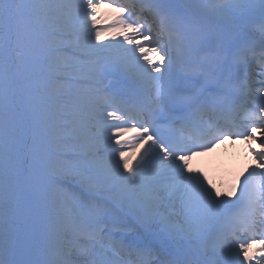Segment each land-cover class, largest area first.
Here are the masks:
<instances>
[{
    "label": "snow or ice",
    "instance_id": "6c2138e0",
    "mask_svg": "<svg viewBox=\"0 0 264 264\" xmlns=\"http://www.w3.org/2000/svg\"><path fill=\"white\" fill-rule=\"evenodd\" d=\"M115 2L116 0H112V3ZM103 3L104 0H73L71 3H64L63 0H57V2L0 0V37L6 41L14 40L17 44L27 40L35 42L41 38L46 27L51 35H55L60 30L57 26L61 22H71L79 32L83 33V47L86 50L119 49L125 56L130 57L128 63L117 66L138 84L147 83L154 86V111L161 114L176 113L179 120L182 115L190 113L197 105L202 104V91H207V88L190 96L176 94L179 79L172 76L170 66L165 63L167 53L160 55L163 49L149 38L144 25L139 21L130 20L135 7L134 3L122 5L119 8L121 15L109 26L115 32V36L123 37V41H117L115 45L93 43V30H95L96 42L102 41L108 31V29L96 27L99 23L97 14ZM154 7L158 14L164 17L170 40L179 42L188 52L197 54L210 43L216 45L212 49L216 53L215 59L207 69L202 65L199 66V73L205 76V84L210 82V78H215L218 87L223 82L221 90L227 93L231 87L230 81L223 77V69L227 65V53L245 39L246 17L256 8V5L251 0H223V3L216 5L215 15L210 18L211 22L227 32V38L220 31L211 37L202 35L198 27H194L190 35L187 34L182 30V15L173 8L170 0H157ZM187 7L199 10L201 6L193 2ZM259 7L260 14L264 18V0H260ZM128 30L132 31V35L128 34ZM261 31L264 32V23L261 25ZM134 37L141 38V43H135ZM125 42L134 47L125 48ZM61 48V43L56 42L54 46L43 52V58L47 59L49 68L53 70L59 68ZM137 51L140 56H137ZM141 57L145 63L140 62ZM168 59L171 60V57ZM17 60H19L18 56L15 59H8L7 54L0 58V264H24L8 257L17 251H23L26 244L25 217L28 209L37 200L41 201L40 211L49 219L55 214L67 223L73 233L88 242L87 246L80 250L81 264H112L109 259L110 249L115 246L111 239L112 233L106 227H98L105 224L106 209L100 207L90 209L86 206L82 194L77 196L57 187V182L51 175L54 164L45 156L47 136L51 129L38 98L32 94V86L20 79L14 70ZM161 66L163 71L170 72L167 90L160 83L163 80ZM153 73H160V75L153 76ZM94 103L95 101L88 97L78 101L82 108H87ZM105 103L107 104L108 101L106 100ZM111 103L116 104L117 101L113 98ZM103 111L106 113L103 117L106 125L109 119L129 123L134 119L128 110L119 107H113L111 111L105 107ZM259 113L264 114V106L259 108ZM95 115L99 118V110ZM248 119L251 122L254 119H264V116H249ZM55 127L66 129L67 124ZM95 127L91 125L87 129L84 137L87 141L86 150L75 153L84 158L80 161L81 167L76 170V174L81 177V183L89 187L94 186L98 176L101 175L107 180L121 184L123 194L112 205L111 210L114 214L126 210L130 218L123 225L114 223V230L123 228L143 231L148 235L158 230L169 240H187L194 246L190 258L172 261L169 264H245L254 259V256L249 254L252 244L256 242L254 238L251 242H239L238 250L228 245L229 252L235 251V255H229L224 259L209 256V248L195 247L203 231L196 225L204 220H223L229 225L235 224L238 220L242 227L252 229L264 227V208L261 209L260 219L250 213H243L238 218L232 215L233 210L243 202L242 197L247 192V177L242 182L240 196H237L235 200L221 198V193L205 185V179H201L200 174H192L188 169L191 147L197 146L196 144L182 146L180 143H168L155 130L149 133V128L143 125L137 128L135 123H132L130 128L108 125L113 129L112 135L108 137L111 156L101 158L100 149L94 140ZM128 132L137 133L132 139L138 142L148 144L151 141L135 166L129 165L128 156L121 147H115V145L122 146L121 140L115 138L113 144L114 137L124 136ZM56 134L60 135V133ZM226 135L253 138L250 132L235 133L230 128L212 129L199 146L206 150ZM28 139L31 140L30 145L27 142ZM25 148L28 150L31 164L29 174L22 178L18 162ZM181 152L186 154L182 155ZM56 154H62L60 145H57ZM258 155L261 161H264V154ZM63 156L65 160L68 159L67 153H63ZM157 157L159 158L158 170L155 174L146 176V167ZM261 166L264 167V164ZM185 171L189 172L187 177L184 176ZM125 172L128 175H125ZM170 172H178L180 180L182 182L186 180L187 183L179 188L175 186L169 188L167 181ZM254 174L264 175L253 169L249 176ZM145 180L148 181L143 185L145 190L135 191L137 185ZM177 192L180 193L181 211L177 212L176 216L179 217L183 213L185 217L183 222L174 220L173 213L167 211V208L175 207L171 202ZM261 245V250L264 251V241H261ZM210 247L213 251L223 252L224 250L218 243H213ZM241 254L243 260L240 259Z\"/></svg>",
    "mask_w": 264,
    "mask_h": 264
},
{
    "label": "bare ground",
    "instance_id": "6f19581e",
    "mask_svg": "<svg viewBox=\"0 0 264 264\" xmlns=\"http://www.w3.org/2000/svg\"><path fill=\"white\" fill-rule=\"evenodd\" d=\"M214 1V3H213ZM126 3H132L131 0H125ZM173 8H178V7H182L183 8H187L185 14L182 16L183 17V31L186 32L187 34H191V30L194 27H198L201 31L202 35H206V36H213L215 35V33L217 31H220L218 28H215L213 23L211 22V17L214 16V13L216 12V5L223 3V0H212L211 5H202L201 2L202 0H170ZM197 3L199 4L201 7L199 10L196 9H192L187 7V5H189L190 3ZM112 3V0H104V3L102 4L98 15V19H99V23L96 25L97 28L100 29H108L107 34L105 35L104 39L100 42H94V43H98V44H102L103 42L108 45H115L117 43V41H123V37L122 36H115V32L109 28V26L113 23L112 19H107L106 17H104V14H109L110 13V6L109 4ZM113 10H117V7H113ZM141 14L144 15L146 21L148 24H151L154 28L158 29L157 25L155 24L156 21L152 19L151 15L149 13L145 12H140ZM68 27H75L73 24H68ZM94 31L93 30V36H94ZM222 33L223 36H228L227 33H224V31H220ZM128 34L132 35V31L128 30ZM115 36V38H114ZM135 39V43L139 44L141 43V38L137 39L136 37H134ZM79 45H81V43H79ZM216 45L210 43L204 50L200 51L197 54H193L187 51V53L189 54V58L190 60L196 64V62L200 61L201 59H205L208 58L209 56H212L214 53L210 50L211 48L215 47ZM74 47V46H73ZM124 47L125 48H132L134 47V45H130L127 44L126 42L124 43ZM147 47V44H146ZM112 51H114L117 54L120 55H125L121 50L119 49H113ZM137 56H140L139 51H137ZM184 55L185 52H181L179 54L180 55ZM161 55V52H160ZM157 62H158V58ZM129 60H123L120 62V64H125L128 63ZM141 63H145V61L143 60V58L141 57ZM112 65L114 67H116L117 71L120 73L122 71H120L119 67L117 65V63L115 62H111ZM172 64V63H169ZM81 70V72H87V73H93L94 69L89 70L87 68V66H85V64L80 65V67L78 68V70ZM163 71V69H162ZM124 73V72H123ZM125 74V77H131L130 75ZM165 74L166 71H163V80L160 81V83L163 84V82L166 81L165 78ZM160 73H154L153 76H159ZM147 84V83H145ZM145 84H142L143 86ZM148 87H152L151 90L154 88V86L152 84H147L146 87L144 86V88H148ZM64 95V99L65 97L67 98L68 94H62ZM107 99H104L103 101L105 102ZM104 107H106L105 105L101 106L100 104H97L95 107H90L88 109V119L90 120H98L96 119V115L95 113L97 112V110H99L100 115L104 113L103 109ZM109 123V125H113L116 126L114 123V120H111V122H107ZM92 125V124H91ZM89 125V126H91ZM87 126V129L88 127ZM96 128H108V133H103L102 135L98 134V137H94V140L96 142L97 147L100 149V157L101 158H108L111 156V148L108 147V143L107 144H101L102 142H106L108 141V137L112 135V131L113 129L109 128L108 125L107 126H100V125H96ZM96 130V129H95ZM137 134H133L130 136H119V137H114L113 138V144H114V140L115 138H119L122 142V146L121 145H115V147H121L122 149H126V147H130L132 149H135L137 147H139L138 152L132 154L133 152H130L127 156H128V161H129V165L130 166H135L136 162L139 160V158L144 154V150L148 148V144L151 143V141L148 142V144H145L143 142H138L137 140L132 139V137L136 136ZM79 143H81V146L77 148V150H74L72 153H78L81 151H85L87 148V142L85 140H79ZM240 157V160H238V158ZM212 158V162H213V166L211 163L212 168L215 167V165H217L216 169V175L218 178H220V180L222 182L225 183L226 187L225 190L227 192L232 190V185H231V180L230 177L234 176L237 169L240 168V172H242L247 166H242L240 165V162L237 165V167L234 165V163L236 161H245V158L243 156V151L241 150H223V151H219V152H214V154L211 156ZM203 160H200V162H202ZM199 162V163H200ZM155 163L154 161H152L150 164H152L150 166L149 169H147L149 171V175L155 174V172L158 170L159 167V163L157 164H153ZM237 163V162H236ZM259 163V160H258ZM228 165H229V169H228ZM231 165H233L231 167ZM258 167H260L259 164H256ZM189 166V165H188ZM259 170L262 171V173H264V168H260ZM235 172V173H234ZM172 174V173H171ZM170 174V175H171ZM170 175H169V179H168V186L169 188H173V186L179 188L182 186V184L180 183V180H170ZM177 177V176H176ZM103 176H98V179H102ZM145 182V181H144ZM148 182V181H147ZM146 184V183H145ZM206 186H209V183L206 181L205 182ZM139 187H136L135 191L137 192H141L139 189ZM143 189V186H142ZM121 191L122 192V186L120 183L114 182L109 180V183L104 186L101 189H98V193L106 194L107 191ZM179 192L176 193V196L173 197V200L171 203H173L174 205L178 204L179 205V211H181V205L179 203V197L177 196ZM168 203V201L166 200V204ZM173 208L169 207L167 208V211H171ZM183 215V213H181ZM184 216V215H183ZM34 229V215L31 211L28 210L27 215L25 217V239H26V244L25 247L23 249V251H18L17 254V261L19 262H24V264H31V251L33 250V242H34V235L32 233ZM138 235V232H137ZM171 252L174 253V250H172ZM176 254V251H175ZM38 257H40V259H42L40 261V264H45V260L47 262V259L45 258V256H43V252L41 251L40 253L37 252Z\"/></svg>",
    "mask_w": 264,
    "mask_h": 264
},
{
    "label": "rangeland",
    "instance_id": "374dc122",
    "mask_svg": "<svg viewBox=\"0 0 264 264\" xmlns=\"http://www.w3.org/2000/svg\"><path fill=\"white\" fill-rule=\"evenodd\" d=\"M47 2V0H46ZM52 2H57V0H52ZM64 3H69V0H63ZM68 24H72L71 22L68 23H64L61 22L57 27L60 29L59 31L56 32V34L60 35L62 34L63 36H67L66 40H62L59 39L58 41H62V42H66L69 45H74L77 44L78 42L81 43L80 46L83 47L84 41H83V33L79 32L78 29L76 27H68ZM57 40V39H56ZM13 46H17V45H21L22 53H16L17 55H23L27 54V57L31 58L33 60V64L31 66V68H28L24 65V61L23 58L19 59L18 61L22 60L23 63L19 65L18 69H20L21 67L23 69H21V72H26L29 71L30 69H46V66H44V60H38L40 58L41 52L44 48V45L42 43V41L39 39L38 41H31V40H27V41H21L19 44H16V42L14 40L9 41ZM6 43V40L3 39L2 37H0V51H3V45ZM26 52V53H25ZM15 54V53H14ZM13 54V56H14ZM15 54V55H16ZM66 61V56L61 54L59 55V66L62 68H66L68 69V71H75L77 72L76 74H79V71H77V67L75 66V64L73 62L67 61V63H64ZM68 64V66H67ZM16 65V63L14 64V66ZM57 78L51 76L49 79H47V82H49V88L50 90H70L67 89L65 87V85L63 84V81L65 80V75H63L62 73H55ZM43 85L45 83H42ZM37 87H41L43 88V90H45L44 86H39L37 85ZM47 92V91H46ZM46 92H44L43 94H40L38 91L33 90L32 94L34 97L38 98L39 104L43 110L44 113L48 112L50 109V106L53 107H57L55 109H57L60 113H56L54 114L55 116L52 117V121H58V124H67V128L66 129H58L55 131H51L48 133L47 136V143L45 146V156L47 159L52 158L55 153H53L52 151L49 150L48 145H55L54 142H50L48 140L49 136L52 135H57L56 133H60V135L58 137H60V139L58 140H66L67 142H69L68 145H64V143L60 144L61 146V150H64V152L69 153L70 151H72L71 149L73 148H77L80 146V143H78L77 141L80 139H84V137L86 136V131H85V113L84 111H82V109L84 110V108H82L79 104L78 101L81 99L78 95V93H76L75 91H69V93L71 94V96H69L68 100L72 102H76L77 105L72 107V105H70L69 107H64L61 108L59 107L55 101H52L51 99H48ZM73 92V94H72ZM49 93V92H48ZM75 93V94H74ZM70 110H74V111H70ZM66 118L65 120H61V119ZM62 137H70V138H62ZM28 144H31V140L29 139ZM57 145H59L58 143H56V148L57 149ZM23 159L26 160V162L28 163V159L26 157V153L22 154L20 157V160L18 162L19 165V170L20 173L22 175V169L20 167V165L22 164ZM56 163L61 169L63 168L65 170V174L63 175L64 177H66V175H68L67 177H70L72 175H75L76 179L81 180V177L79 175L76 174V170L78 168H80V162L76 163V162H70L69 160H61L58 161L56 160ZM30 164V162H29ZM55 164H54V168H55ZM53 168V169H54ZM30 172V168L28 167V173H26L25 177L29 174ZM107 182L104 181L102 183L98 184V187H102L104 185H106ZM95 186V185H94ZM92 186V187H94ZM36 202V201H35ZM35 202H33L32 207H33V211H35ZM37 202H41L39 200H37ZM46 202V201H45ZM37 229L40 232H43V239H41L40 237L36 239V246L35 249L43 251L44 255L48 257V260H52L54 257V254H57L58 256L62 257L63 259L53 263V264H73V261L71 258H78L79 253H76L78 251H75L74 249H72L68 244H74L75 242L73 241L74 238H78V235L73 233L70 229L69 226L67 225V223L63 222L59 217L55 216V214L52 215L51 219H49L47 217L46 214H41V216H38L37 219ZM38 237V236H37ZM71 238V240H70ZM66 242L68 244H66ZM71 257V258H69ZM35 264V263H34ZM48 264H51L50 262ZM76 264V263H75Z\"/></svg>",
    "mask_w": 264,
    "mask_h": 264
}]
</instances>
